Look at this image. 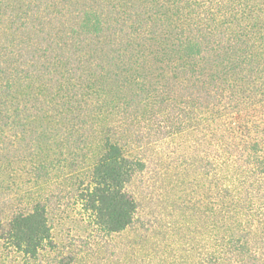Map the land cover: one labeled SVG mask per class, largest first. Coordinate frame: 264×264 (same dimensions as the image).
<instances>
[{
	"label": "trees",
	"instance_id": "trees-1",
	"mask_svg": "<svg viewBox=\"0 0 264 264\" xmlns=\"http://www.w3.org/2000/svg\"><path fill=\"white\" fill-rule=\"evenodd\" d=\"M100 124L78 187L98 235L137 220L126 188L144 164L126 146L194 129L241 178L209 217L205 263L264 264V0H0V167L13 152L39 173L74 167ZM6 214L2 248L33 264L55 248L46 204Z\"/></svg>",
	"mask_w": 264,
	"mask_h": 264
},
{
	"label": "rangeland",
	"instance_id": "rangeland-1",
	"mask_svg": "<svg viewBox=\"0 0 264 264\" xmlns=\"http://www.w3.org/2000/svg\"><path fill=\"white\" fill-rule=\"evenodd\" d=\"M106 129L99 125L86 158L74 167L39 173L36 165L16 152L0 167V213L28 212L37 202L47 206L55 248L35 264H206L217 246L209 217L219 211L224 189L239 195L235 186L241 178L232 164L215 152L211 137L194 129L162 133L150 140L141 137V143L125 148L128 157L144 164L126 188L137 202V220L120 233L98 235L86 220L78 187L80 180L87 184ZM48 155L55 162L60 152ZM7 196L10 204L3 202ZM256 203L262 219L264 199ZM254 227L262 231L264 224L255 218ZM0 264L33 262L0 245Z\"/></svg>",
	"mask_w": 264,
	"mask_h": 264
}]
</instances>
